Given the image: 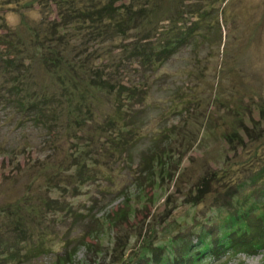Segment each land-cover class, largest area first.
<instances>
[{
	"label": "rangeland",
	"instance_id": "obj_1",
	"mask_svg": "<svg viewBox=\"0 0 264 264\" xmlns=\"http://www.w3.org/2000/svg\"><path fill=\"white\" fill-rule=\"evenodd\" d=\"M212 3L214 10L200 17L197 8ZM148 6L150 25L159 21L170 26L165 21L183 10L181 26H199L192 44L178 54L182 58L166 68L171 74L167 92L152 91L143 135L131 142L133 159L126 160L124 152L123 159L114 157L108 164L104 159L109 150L102 149L107 140L100 139L85 142L77 152L67 130L58 134V147L49 149L55 153L48 158L35 149L11 162L0 155V243L7 242L2 244L7 253L3 264H146L154 256L177 257L188 243L198 244L200 235L207 240L205 231L217 232L227 200H244L250 191L244 204H263L264 195L253 189L262 179L248 178L264 167V0H149ZM52 12L56 14V7L46 2L0 0V33L21 23L33 26ZM110 46L96 45L95 53ZM111 48L114 56L119 54L117 47ZM35 66L37 84L52 83V76ZM8 84L0 71V102ZM185 98L193 102L184 105ZM94 104L97 120L112 109L101 94ZM14 116L0 103L1 142ZM90 126L81 134L93 132ZM28 130L38 135L32 125ZM76 156L89 159L80 166ZM156 156L159 165L152 162ZM18 161L23 168L16 173ZM33 161L41 163L28 164ZM227 167L232 168L229 176L211 175ZM143 169L156 170L154 177L142 175ZM94 173L96 178L86 176ZM206 174L212 184L197 201L198 184ZM243 179L245 185L236 187ZM52 201L81 209L83 218L55 212ZM216 255L211 260L203 255L202 262L264 264V248Z\"/></svg>",
	"mask_w": 264,
	"mask_h": 264
},
{
	"label": "trees",
	"instance_id": "obj_2",
	"mask_svg": "<svg viewBox=\"0 0 264 264\" xmlns=\"http://www.w3.org/2000/svg\"><path fill=\"white\" fill-rule=\"evenodd\" d=\"M37 1L40 5L43 2L53 4L57 10L56 14L53 15L52 12L41 17L33 26L21 23L0 33V71L5 74V82H9L2 90L0 103L7 110V115L15 114L13 121L6 124L7 139L0 141V155L3 160L8 159L11 162L35 149L48 158L55 153L49 152V149L55 150L58 147V134L61 130H67L65 134L78 146L77 152L83 150L82 144L85 142L97 144L98 139L107 140L106 145L102 147L104 151L109 150L106 152L105 162L112 164L114 157H117V161L123 159L124 152V158L132 160L131 142L143 135L141 129L148 121V101L152 91L167 92L168 86L165 84L171 74L166 68L179 59L178 54L183 47L192 44L199 23L192 28L181 26L184 22L181 20L184 12L177 10V16L169 17L165 21L170 22V26H165L159 21L150 25L149 0ZM214 5L215 3L198 7L200 17L211 13ZM20 26L26 30H21ZM109 43H113V46L104 48L99 54L95 53L96 45L104 46ZM111 47H117L119 54L114 56ZM209 52L208 49L207 58ZM36 64L52 76V83L50 81L47 84H37L34 73ZM80 83L82 84L79 85ZM84 86L85 88H81ZM100 94L112 104V109L104 112L101 120H97L93 105ZM182 102L188 105L193 99L185 98ZM236 114L244 116L240 111ZM238 121L244 125L241 117ZM13 122H17V125H13ZM29 125L39 129L38 135L30 134ZM88 125L95 129L93 132L96 136L93 132L81 134ZM19 133L23 134L20 139L17 137ZM229 138L233 139L232 135ZM87 159V156L80 157L75 163L82 166ZM147 160H144V164ZM159 160L156 156L152 162L156 165ZM36 162L28 164L37 166L41 163ZM20 164L21 161H18L14 168L16 173L23 168ZM166 166L160 165L159 169ZM152 167L154 169V166ZM153 169H143L142 175L146 172V176L151 180L156 172ZM218 171L220 173L213 171L211 175L226 176L232 172V168ZM257 172L248 179H262L253 189L257 194L264 195V167ZM86 176L90 179L96 178V174L94 177L89 174ZM209 177L210 175L206 174L198 184L200 192L195 195L199 197H195L197 201L203 197L201 194L206 192L203 191L204 187L212 184L213 179ZM246 179L237 183L236 187L245 185ZM250 194L252 193L247 191L244 200L236 199L234 203L227 200L226 206L219 205V208L223 207L224 210L222 209L217 232L213 234L211 231H205L203 236L207 237V240L200 235L198 244L188 243L177 257L172 255L170 258L158 260L154 256L148 258L146 264H207L202 262L203 255H209L211 260L216 254L224 251L238 254L262 250L264 201L262 204L254 200L245 205ZM63 204L58 201L51 202L55 212H69L76 216L77 221L80 220L81 209L74 211ZM2 242L0 260L7 255L6 248L2 247V244L7 242ZM168 249L171 250L169 247ZM144 255L145 253L141 254V257L145 258Z\"/></svg>",
	"mask_w": 264,
	"mask_h": 264
}]
</instances>
